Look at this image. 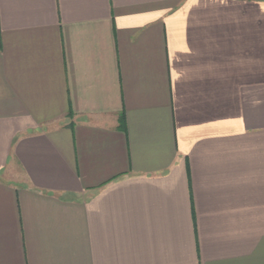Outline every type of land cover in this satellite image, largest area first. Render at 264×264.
I'll use <instances>...</instances> for the list:
<instances>
[{
    "label": "crops",
    "instance_id": "obj_1",
    "mask_svg": "<svg viewBox=\"0 0 264 264\" xmlns=\"http://www.w3.org/2000/svg\"><path fill=\"white\" fill-rule=\"evenodd\" d=\"M0 264H264V0H0Z\"/></svg>",
    "mask_w": 264,
    "mask_h": 264
}]
</instances>
